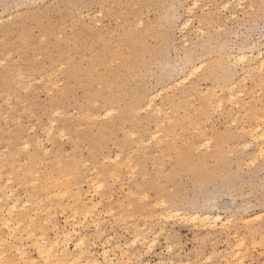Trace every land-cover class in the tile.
Instances as JSON below:
<instances>
[{
  "label": "rangeland",
  "instance_id": "obj_1",
  "mask_svg": "<svg viewBox=\"0 0 264 264\" xmlns=\"http://www.w3.org/2000/svg\"><path fill=\"white\" fill-rule=\"evenodd\" d=\"M0 40V264H264V0H0Z\"/></svg>",
  "mask_w": 264,
  "mask_h": 264
},
{
  "label": "bare ground",
  "instance_id": "obj_2",
  "mask_svg": "<svg viewBox=\"0 0 264 264\" xmlns=\"http://www.w3.org/2000/svg\"><path fill=\"white\" fill-rule=\"evenodd\" d=\"M194 4H195V3H194ZM196 5H197V4H196ZM193 6H195V5H193ZM195 7H196V6H195ZM191 8H192V7H191ZM6 19H7V18H6ZM9 19H10V17H9ZM140 22H141V21H140ZM188 22H189V21H188ZM141 23H142V22H141ZM187 24H188V23H187ZM42 39H44V37H43ZM42 39H41V40H42ZM57 39H58V38H57ZM2 40H3V39H2ZM0 41H1V40H0ZM23 44H24V42H23ZM23 46H24V45H23ZM115 50H116V49H115ZM95 52H96V51H95ZM10 54H11V53H9V55H10ZM92 54H93V53H92ZM90 56H91V55H90ZM92 56H93V55H92ZM92 56H91V57H92ZM259 56H260V55H259ZM39 57H40V56H39ZM247 57H248V56H247ZM37 58H38V57H37ZM98 58H99V57H98ZM226 58H227V57H226ZM243 58H244V60H245L246 57H243ZM263 59H264V58H263ZM263 59H262V61H263ZM239 60L242 61V60H243L242 57H241V59H239ZM244 60H243V61H244ZM116 62H117V61H116ZM232 62H233V61H232ZM234 62H235V61H234ZM1 63H5V61H3V62L1 61ZM118 63H119V62H118ZM235 63H236V62H235ZM60 64H61V63H60ZM0 65H2V64H0ZM63 65H64V64H63ZM63 65L61 64V66H63ZM64 67H65V66H64ZM259 67H261V68H259V70L262 69V68H264V62L261 63V66H259ZM196 68H198V67H196ZM200 68H201V66H200ZM257 68H258V67H257ZM198 69H199V68H198ZM198 69H196V70H198ZM189 71H190V70H189ZM19 72H21V71H19ZM194 72L196 73V71H194ZM195 73H194V74H195ZM56 74H57V73H56ZM192 74H193V73H192ZM192 74L189 73L188 76H190V75H192ZM19 75H20V74H19ZM245 76H246V75H245ZM19 77H20V76H19ZM21 78H22V77H21ZM28 78H29V77H28ZM48 78H49V77H48ZM49 79H50V78H49ZM257 79L260 81V79H261V75H260V74H257ZM40 80H42V79L40 78ZM38 81H39V80H38ZM179 81H180V80H179ZM181 81H183V80H181ZM49 82H50V81H49ZM49 82H48V83H49ZM29 83H30V82H29ZM29 83H28V85L25 84V85H27L25 89H27V87H29ZM177 83H179V82H177ZM19 84H20V83H19ZM21 84H22V83H21ZM30 84H31V83H30ZM179 84H180V83H179ZM54 86H55V85H54ZM56 86H57V85H56ZM99 87H100V86H99ZM167 88H168V87H167ZM230 88H231V87H230ZM225 89H226V88H225ZM62 91H63V90H62ZM205 92H206V91H205ZM48 93H51V92H48ZM93 94H95V93H93ZM0 95H2V94H0ZM157 95H158V94H157ZM237 95H240V94H237ZM227 96H228V95H227ZM151 97H152V96H151ZM153 97H154V96H153ZM18 99H19V98H18ZM153 99H154V98H153ZM230 99H232V96H230ZM233 99H234V98H233ZM8 100H9V99H8ZM6 101H7V99H6ZM226 101H227V100H226ZM228 101H230V100H228ZM228 101H227V102H228ZM151 102H152V101H151ZM220 102H222V101H220ZM149 103H150V102H149ZM96 104H97V103H96ZM96 104H95V105H96ZM147 104H148V103H147ZM150 104H151V103H150ZM150 104H149V107L151 106ZM215 104H216V103H215ZM215 104H214V105H215ZM220 104H221V103H220ZM145 105H146V104H145ZM217 105H218V103H217ZM235 105H236V104H235ZM245 105H246V104H245ZM8 106H9V105H8ZM23 106H24V104H23ZM146 106H147V105H146ZM219 106H221V105H218V109H219ZM10 107L12 108V105H11ZM13 107H14V106H13ZM29 107H30V106H29ZM29 107H28V108H29ZM216 107H217V106L215 105V108H216ZM0 108H1V106H0ZM144 108H145V107H144ZM158 108H159V107H158ZM215 108H214V109H215ZM214 109H212V110H214ZM23 110H24V109H23ZM141 110H142V109H141ZM114 111H115V110H114ZM114 111H113V112H114ZM194 111H195V110H194ZM54 112H57V111H54ZM54 112H53V114H56V113H54ZM60 112H62V111H60ZM116 112H117V111H115V113H116ZM169 112H170V111H168V113H169ZM246 112H247V111H246ZM111 113H112V111H110L109 114H111ZM193 113H194V112H193ZM7 114H8V113H7ZM57 114H58V112H57ZM103 114H105V116H106L107 113H103ZM103 114H102V115H103ZM159 114H160V113H159ZM195 114H196V112H195ZM32 115H33V114H32ZM58 115H59V114H58ZM60 115H62V114H60ZM5 116H6V115H5ZM62 116H63V115H62ZM109 116H110V115H109ZM111 116H112V114H111ZM135 117H136V116H135ZM135 117H134V119H135ZM93 118H94V117H93ZM5 120H7L6 117H5ZM5 120H4V121H5ZM48 120H49V119H48ZM52 120H53V119H52ZM18 122H19V120H18ZM50 122L53 123L54 121H50ZM110 122H111V121H110ZM181 122H182V121H181ZM52 123H51V124H52ZM54 125H55V122H54V124H53L52 126H54ZM48 126H49V125H48ZM52 126H51V127H52ZM163 126H164V125H163ZM198 127H199V126H198ZM33 128H34V126L32 127V129H33ZM52 128H53V127H52ZM196 128H197V127H196ZM255 128H256V127H255ZM251 129H252V128H251ZM257 129H258V128H257ZM259 129H260V128H259ZM192 130H193V129H192ZM197 130L200 131L199 129H197ZM197 130H196V131H197ZM240 130H242V129H240ZM248 130H249V129H248ZM249 131H250V130H249ZM51 132H52V129H51L50 133H51ZM58 132H61V131H58ZM62 132H63V131H62ZM194 132H195V131H194ZM48 133H49V132H48ZM179 133H180V132H179ZM254 133H255V132H254ZM153 134H154V133H153ZM250 134H251V133H250ZM261 134H262V133H260L259 136H260ZM63 135H64V134H62V136H63ZM180 135H181V134H180ZM202 135H203V134H202ZM49 136H50V135H49ZM110 136H111V135H110ZM131 136H132V135H131ZM155 136H156V135H155ZM259 136H258L257 138H259ZM261 136H262V135H261ZM26 138H27V137H26ZM154 138H155V137H154ZM178 138H179V136H178ZM254 138H255V137H254ZM254 138H252V139H254ZM68 140H69V138H68ZM210 140H212V139L210 138ZM249 141H250V140H249ZM147 142H148V141H147ZM159 142H160V141H159ZM209 142H210V141H209ZM255 142H256V140H255ZM255 142H254V143H255ZM203 143H204V142H203ZM201 144H202V143H201ZM27 145H28V144H27ZM27 145L24 146V148H25V147L27 148ZM74 146H75V145H74ZM247 146H248V145H247ZM247 146H246V147H247ZM10 147H11V146H10ZM202 147H203V146H202ZM22 148H23V146H22ZM24 148H23V149H24ZM74 148H75V147H74ZM72 149H73V148H72ZM207 149H208V147H207ZM258 149H259V148H258ZM4 150H6V149H4ZM4 150H3V151H4ZM45 151H46V150H45ZM207 151H208V150H207ZM261 151H264V150H261ZM261 151H259V152H261ZM47 152H48V151H47ZM44 154H45V153H44ZM262 154H264V153H262ZM60 157H61V156H60ZM42 158H44V157H42ZM170 158H171V157H170ZM117 159H118V157H117ZM58 160H59V159H58ZM253 161H254V160H253ZM49 162H50V161H49ZM52 162H53V161H52ZM129 163H131V162L129 161ZM4 164H5V162L3 163V166H4ZM128 165H129V164H128ZM126 168H128V167H126ZM135 168H136V167H135ZM135 168H134V169H135ZM2 169H4V167H2ZM18 170H19V169H18ZM0 171H1V170H0ZM12 172H13V171H12ZM12 172H11V173H12ZM41 172H42V171H41ZM11 173H9L10 176L8 175L9 178H10V179H8V180H10V184H11V182H12V180H11V177H12V176H11ZM129 173H130V172H129ZM23 174H24V173H23ZM23 174H22V176H23ZM29 174H30V173H29ZM24 175H25V174H24ZM73 176H74V175H73ZM98 176H99V175H98ZM114 177H115V176H114ZM8 180L5 179V181H8ZM62 180H63V179H62ZM13 181H14V180H13ZM39 181H40V180H39ZM39 181H38V182H39ZM4 183H5L4 185H6L7 182H4ZM25 183H26V182H25ZM32 183H33V182H32ZM34 183H35V182H34ZM21 186H22V185H21ZM70 186H72V185H70ZM3 187H4V186H3ZM68 187H69V185H68ZM5 188H6V187H5ZM2 189H3V188H2ZM68 189H69V188H68ZM3 190H4V189H3ZM61 190H62V189H61ZM66 191H68V190H66ZM66 191H65V193H66ZM58 192H59V190H58ZM58 192H57V193H58ZM10 193H13V194H14V191H13V192H10ZM65 193H63V194H65ZM52 195H53V194H52ZM8 196H11V195H8ZM8 196H6L7 199L9 198ZM12 196H13V195H12ZM36 196H37V195H36ZM60 196H62V195H60ZM138 197H139V196H138ZM140 197H141V196H140ZM48 198H49V197H48ZM0 199H1V198H0ZM7 199H6V200H7ZM141 199H142V198H141ZM36 200H37V199H36ZM139 200H140V199H139ZM0 201H1V200H0ZM38 202H39V201H38ZM16 203H17V202H16ZM14 204H15V203L13 202V206H11V209H12L13 211L16 209ZM30 204H31V203H30ZM39 204H42V203H39ZM93 204H94V203H93ZM24 205H25V204H24ZM24 205H23V206H24ZM94 205H95V204H94ZM96 205H97V204H96ZM97 206H98V205H97ZM20 207H21V206H20ZM37 208H39V206H38ZM1 209H2V207H1ZM3 209H4V208H3ZM3 209H2V210H3ZM39 209H40V208H39ZM92 209H93V208H92ZM61 211H62V210H61ZM8 212H9V210H8ZM6 213H7V212H6ZM34 214H35V213H34ZM74 214H75V213H74ZM173 216H174V215H173ZM217 217H219V216H217ZM14 218H15V217H14ZM193 218H194V217H193ZM197 218H198V217H197ZM197 218H196V219H197ZM201 218H202V217H201ZM205 218H206V217H205ZM256 218H257V217H256ZM6 219H7V218H6ZM202 219H203V218H202ZM29 220H30V219H29ZM199 220H201V219H199ZM215 220H216V219H214L213 222H215ZM217 220H218V219H217ZM217 220H216V221H217ZM19 221H21V220H19ZM19 221H18V222H19ZM196 221H197V220H196ZM205 221H206V220H205ZM207 221H208V220H207ZM207 221H206V222H207ZM228 221H229V220H228ZM122 223H123V222H122ZM202 223H203V222H202ZM207 223H208V222H207ZM8 224H9V221L5 222V225H6V226H7ZM21 224H22V223H20V225H21ZM28 225H29V224H28ZM3 226H4V224H3ZM13 226H14V225H13ZM14 227L17 228L18 225L15 224ZM28 227H29V226H28ZM203 227H204V226H203ZM25 228H27V227H25ZM29 229H30V228H29ZM24 230H26V229H24ZM11 233H12V232H11ZM28 233H29V235H30V232H29V231H28ZM20 234H21V233H20ZM74 234H75V233H74ZM10 236H11V235H10ZM41 236H42V235H41ZM134 236H135V235H134ZM43 238H44V237H43ZM54 240H55V239H54ZM135 240H136V241H139L138 236L135 237ZM55 241H56V240H55ZM41 242H42V240H41ZM41 242H40V243H41ZM53 242H54V241H53ZM76 242H77V241H76ZM54 243H55V242H54ZM60 243H61V242H60ZM75 245H76V244H75ZM52 246H53V245H52ZM66 246H67V245H66ZM40 247H41V246H40ZM40 249H41V248H40ZM50 249H51V248H50ZM45 250H47V249H45ZM47 251H48V250H47ZM47 251H46V253H47ZM48 253H50V252L48 251ZM60 253H61V252H60ZM44 254H45V251H44ZM4 255H5V254H4ZM4 255H3V256H4ZM21 255L23 256L24 254L21 253ZM45 255H46V257H48V258L45 259L46 262H47V261H49L48 259L50 258V256H47V254H45ZM54 255H55V254H54ZM104 255H105V254H104ZM68 256H69V255H68ZM81 256H82V255H81ZM237 256H238V255H237ZM7 258H8V257H7ZM24 258H25V257H24ZM24 258H23V259H24ZM79 258H80V257H79ZM232 258H233V256H232ZM234 258H235V257H234ZM237 259H238V258H237ZM73 260H74V259H73ZM110 261H111V260H110ZM237 261H238V260H237ZM37 262H38V261H37ZM93 262H94V261H93ZM111 262H112V261H111ZM70 263H71V262H70ZM227 263H228V262H227ZM10 264H12V263H10ZM22 264H27V263H25V261H24ZM51 264H52V263H51ZM66 264H67V263H66ZM86 264H90V263L87 262ZM110 264H112V263H110Z\"/></svg>",
  "mask_w": 264,
  "mask_h": 264
}]
</instances>
